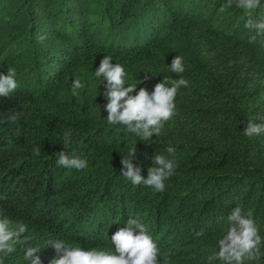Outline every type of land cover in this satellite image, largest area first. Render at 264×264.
Wrapping results in <instances>:
<instances>
[{
    "label": "trees",
    "instance_id": "16d2710c",
    "mask_svg": "<svg viewBox=\"0 0 264 264\" xmlns=\"http://www.w3.org/2000/svg\"><path fill=\"white\" fill-rule=\"evenodd\" d=\"M251 18L264 19V0ZM248 19L237 0H0V73L15 68L18 85L0 97V216L27 225L42 264L56 257L49 240L113 249L130 216L146 225L161 259L207 264L236 206L252 213L262 237L259 259L245 264H264V130L243 131L249 120L264 125V34L245 27ZM105 55L125 68L126 86L137 84L132 95L164 77L187 81L159 135L140 141L107 122L106 81L95 76ZM177 55L179 75L170 70ZM77 78L84 87L73 95ZM135 145L145 178L153 157L175 148L164 191L122 176V156ZM62 150L87 167L58 166ZM13 247L0 264H27L25 245Z\"/></svg>",
    "mask_w": 264,
    "mask_h": 264
},
{
    "label": "clouds",
    "instance_id": "9594fccd",
    "mask_svg": "<svg viewBox=\"0 0 264 264\" xmlns=\"http://www.w3.org/2000/svg\"><path fill=\"white\" fill-rule=\"evenodd\" d=\"M261 0H237V7L245 10L249 19L245 27L256 30L257 35L264 34V19L253 20V10L259 8ZM225 9L222 6L219 11ZM44 39V37H40ZM255 39V36L252 37ZM112 57L105 55L95 70L97 78L102 77L106 81L104 96L107 103L104 105L107 111V122L111 125L122 124L126 130L140 137V141L151 139L154 134L159 135L165 122L176 114L175 99L178 89L186 86L183 78L169 82L167 77L154 86L149 92L147 88H140L132 95L136 85L125 84V68L112 62ZM170 70L172 73L182 74L185 71L183 58L177 55L173 58ZM17 72L13 67L6 73H0V97H8L18 87ZM148 78L145 76V79ZM142 81L140 80L139 83ZM84 87L80 79H75L72 84L73 95H78L77 90ZM8 122L15 123L19 119V113L9 116ZM264 130V125L256 124L249 120L244 128V135H259ZM72 143L71 133L66 131L62 144L69 149ZM136 145L128 148L122 156L121 164L123 177L134 185H145L155 191L165 190V180L174 175L176 161L175 148L169 145L166 152L169 155L157 154L153 157V166L148 168L145 178L141 175V168L133 163L137 154ZM34 155L39 156L40 148L33 149ZM56 164L61 167L82 170L87 167V160L80 158L74 151H60L57 153ZM229 227L217 240L218 252L208 257L207 264L213 260H219L222 264H245V261L257 260L260 256L262 237L256 226L252 213H245L241 207L236 206L227 217ZM137 229L139 230L137 232ZM27 231V225L13 222L6 216H0V254L12 253L13 244L25 245L23 259L27 264H42L39 246L28 244L29 238L23 234ZM196 236H203V230L196 232ZM23 236V239H22ZM113 249L92 248L84 250L67 243L64 239L49 240L48 244L56 251V257L50 264H170V255L162 259L161 248L149 233L145 224L138 218L130 216L126 227L119 228L111 237ZM170 251V250H169Z\"/></svg>",
    "mask_w": 264,
    "mask_h": 264
}]
</instances>
